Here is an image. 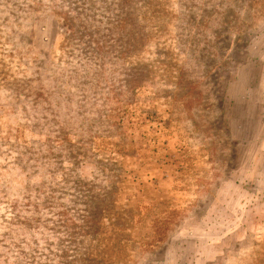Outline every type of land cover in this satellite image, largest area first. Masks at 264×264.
Returning a JSON list of instances; mask_svg holds the SVG:
<instances>
[{"label":"rangeland","instance_id":"1","mask_svg":"<svg viewBox=\"0 0 264 264\" xmlns=\"http://www.w3.org/2000/svg\"><path fill=\"white\" fill-rule=\"evenodd\" d=\"M0 264H264V0H0Z\"/></svg>","mask_w":264,"mask_h":264}]
</instances>
